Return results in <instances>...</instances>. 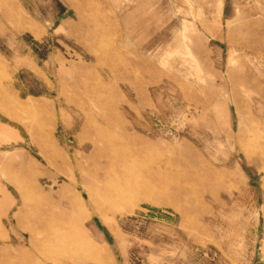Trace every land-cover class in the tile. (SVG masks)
Returning a JSON list of instances; mask_svg holds the SVG:
<instances>
[{
    "label": "rangeland",
    "instance_id": "374dc122",
    "mask_svg": "<svg viewBox=\"0 0 264 264\" xmlns=\"http://www.w3.org/2000/svg\"><path fill=\"white\" fill-rule=\"evenodd\" d=\"M101 147L129 153L136 191L172 195L156 177L168 163L191 191L90 214L77 167L104 161ZM11 251L264 264V0H0V257Z\"/></svg>",
    "mask_w": 264,
    "mask_h": 264
},
{
    "label": "bare ground",
    "instance_id": "6f19581e",
    "mask_svg": "<svg viewBox=\"0 0 264 264\" xmlns=\"http://www.w3.org/2000/svg\"><path fill=\"white\" fill-rule=\"evenodd\" d=\"M19 9V8H18ZM9 10V9H8ZM14 11V10H12ZM20 17V16H19ZM18 18V17H17ZM12 20V19H11ZM23 19L15 20L16 23L23 22L21 21ZM14 20H12L13 22ZM19 27V26H18ZM32 32V31H31ZM4 68V67H2ZM4 71V70H3ZM84 92H87L86 90ZM87 95V94H86ZM103 97V96H102ZM5 100H7V98H4ZM10 104L14 105V107L16 106L18 108V106L20 107L19 103L17 101H15L14 98L11 97V102L9 100H7ZM93 101V100H92ZM98 101V100H96ZM93 101L92 103L96 102ZM105 101V100H104ZM108 102V101H106ZM111 102V101H109ZM29 103V102H28ZM27 103V104H28ZM31 103V102H30ZM90 103V102H89ZM98 103V102H96ZM99 103L102 104L101 101H99ZM91 104V103H90ZM90 104H89V108H90ZM104 104V103H103ZM88 105V104H87ZM86 105V106H87ZM78 106V105H77ZM100 106V105H99ZM103 106V105H101ZM111 106V105H110ZM113 106V105H112ZM111 106L112 111L114 110V106L116 107V105H114L113 107ZM93 107V106H92ZM98 107V106H97ZM83 108V106H82ZM105 108V107H102ZM21 109V107H20ZM86 109V108H85ZM104 110V109H103ZM91 111V110H90ZM99 111V110H98ZM108 111V110H107ZM87 113V112H86ZM109 113V112H108ZM115 113V112H114ZM112 112V114H114ZM117 113V112H116ZM97 114V113H96ZM103 114V113H102ZM117 114H115L116 116ZM85 116V115H84ZM114 116V117H115ZM110 117V116H109ZM84 118V117H83ZM112 118V117H111ZM110 118V119H111ZM86 119V118H85ZM103 119V118H102ZM117 119V118H116ZM123 119V118H122ZM87 120H85L86 122ZM107 121V120H105ZM116 121V120H115ZM121 121V120H120ZM114 122V121H113ZM117 122V121H116ZM115 122V124H116ZM84 123V122H83ZM109 124V122H107ZM118 124V123H117ZM98 126V125H96ZM83 127V126H82ZM106 127V126H105ZM113 127V126H112ZM120 127V126H119ZM86 128V127H83ZM123 128V127H122ZM120 128V129H122ZM87 129V128H86ZM102 129V128H101ZM118 129V128H117ZM116 130V129H114ZM112 131V130H111ZM94 132V131H93ZM100 132V131H99ZM108 132V131H107ZM97 133V132H96ZM111 133V132H110ZM115 133V132H114ZM112 131V134H114ZM125 133V130H124ZM89 134V133H88ZM92 134V133H91ZM94 135V133H93ZM92 135V136H93ZM118 135V134H117ZM119 137V136H118ZM95 138V136H94ZM120 138V137H119ZM128 138V137H127ZM97 139V138H96ZM103 139V138H102ZM105 139V138H104ZM125 139V138H124ZM130 139V138H129ZM128 139V140H129ZM101 141V139H100ZM117 141V140H115ZM130 141V140H129ZM132 141V140H131ZM97 142V141H96ZM104 142V140L102 141ZM108 142V141H107ZM119 143V142H118ZM132 143V142H131ZM143 144V143H141ZM130 145V144H129ZM137 145V144H136ZM145 145V144H144ZM149 146V145H147ZM100 147V145H99ZM112 147V146H111ZM151 147V146H149ZM148 147V148H149ZM102 148V147H101ZM133 148V147H132ZM147 148V149H148ZM155 148V147H154ZM125 149V148H124ZM151 149V148H149ZM95 150V149H94ZM98 150V149H97ZM102 150V151H101ZM99 152L100 156L102 158H104V161L101 162H97L96 160L98 159H92L91 157V163L90 164L93 168V170H89L88 168L83 169V168H78V177L80 180V183H82L84 185L85 188V193L87 194V200L85 201V206L86 208H88L90 210V214L94 213L97 214L101 217H103V215H105L106 213L110 212L113 215H118V213H123V212H127L129 211L132 206L134 205V203L142 201V200H146V201H151V202H155L159 205H165V204H172V205H176L177 202L174 200V198H178L180 196H183V194H188L189 191H191L190 186L188 183H186L184 181L185 177L183 174H176L173 172V170H171L169 163L167 165H164V169L161 171L159 170L158 173L156 174L157 179L159 180L158 184L160 182H162L163 184L160 185V187L158 188H162L164 191H168L171 190V192L173 191L172 195L166 196L165 197L162 195L160 200H155L156 195L159 194L158 190L156 191L154 187H152V190H147V191H139L137 189V187L135 186L134 182L132 181V177L131 176V171L130 169L133 168L132 167V161L130 160V156L129 153H127L125 150L122 149H117L116 148H102ZM132 150V149H131ZM142 148H137L134 152L136 151H141ZM143 151V150H142ZM144 152V151H143ZM146 153V152H145ZM95 154V153H94ZM142 154V153H141ZM146 155V154H145ZM149 156V154H147ZM136 156V155H135ZM139 156V155H138ZM133 157V156H132ZM26 158V157H25ZM140 158V156H139ZM142 158V157H141ZM20 159V158H19ZM27 159V158H26ZM151 159V158H150ZM17 161H19L17 159ZM22 161V160H21ZM20 161V162H21ZM31 160H27V162L29 163ZM32 162V161H31ZM154 164V163H153ZM156 164V163H155ZM32 165V164H31ZM37 166V164L35 163L34 166ZM33 166V165H32ZM35 166V167H36ZM131 166V167H130ZM150 166V165H149ZM28 167V166H27ZM148 167V166H147ZM151 167V166H150ZM149 167V168H150ZM29 168V167H28ZM32 168V167H31ZM142 168V167H141ZM156 169V168H155ZM32 170V169H31ZM36 170V169H35ZM153 170V169H152ZM25 172V171H24ZM23 174H25L26 172H28V170ZM32 172V171H31ZM37 172V171H36ZM156 172V171H155ZM165 172V175H163V173ZM27 174V173H26ZM30 174H28L29 176ZM39 175V174H38ZM33 176V174H32ZM37 176V175H36ZM73 176V175H71ZM69 177L70 180H72L74 182V178L73 177ZM182 178V180L184 181L183 184L182 182H180L179 178ZM137 178V177H136ZM28 179V178H27ZM77 179V178H76ZM33 180V178H32ZM137 180V179H136ZM139 181V180H138ZM33 183V181H31ZM79 182V181H78ZM156 182V180H155ZM72 183V182H70ZM139 184V183H138ZM145 185V184H144ZM157 185V184H156ZM146 186V185H145ZM139 187V186H138ZM83 188V189H84ZM133 189L134 193L132 196H130V189ZM82 189V187H81ZM145 190V189H144ZM161 190V189H160ZM81 193V192H80ZM81 195V194H80ZM85 195V194H84ZM82 199V198H81ZM80 198H76V203H75V209H77V211L79 213H81L82 215H84V217H88L89 214L86 213V210L84 208V205L82 203V200ZM71 203V202H70ZM74 206V205H73ZM134 208V206H133ZM76 211V210H75ZM74 211V212H75ZM77 213V212H76ZM66 216V215H65ZM67 217V216H66ZM78 217V216H77ZM79 218V217H78ZM31 220V219H30ZM77 220V218H76ZM74 219V223L76 221ZM184 220V219H183ZM61 221V220H60ZM62 222V221H61ZM78 223V222H77ZM57 224V223H56ZM55 224V225H56ZM76 224V223H75ZM79 226V224H78ZM76 227V226H75ZM81 228V227H79ZM54 229V228H53ZM57 229V228H56ZM82 229V228H81ZM52 235L54 236V238H59V234L58 231L55 229L52 231ZM66 243V242H65ZM59 244L60 246H62L63 242L62 240L59 239ZM60 251V250H59ZM52 252V251H51ZM50 252V253H51ZM105 256V255H103ZM100 257V256H99ZM77 261V260H76ZM62 263V262H61ZM0 264H39L38 262L35 263L33 262L31 259H28L26 257H24V255H22L21 252H14L11 251L8 253L7 256L5 257H0Z\"/></svg>",
    "mask_w": 264,
    "mask_h": 264
},
{
    "label": "crops",
    "instance_id": "0c3cea01",
    "mask_svg": "<svg viewBox=\"0 0 264 264\" xmlns=\"http://www.w3.org/2000/svg\"><path fill=\"white\" fill-rule=\"evenodd\" d=\"M21 110V109H20ZM20 226V225H19Z\"/></svg>",
    "mask_w": 264,
    "mask_h": 264
}]
</instances>
